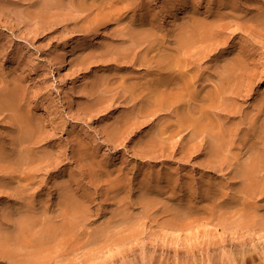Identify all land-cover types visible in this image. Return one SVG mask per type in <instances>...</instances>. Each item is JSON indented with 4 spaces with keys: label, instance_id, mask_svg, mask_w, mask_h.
<instances>
[{
    "label": "rangeland",
    "instance_id": "obj_1",
    "mask_svg": "<svg viewBox=\"0 0 264 264\" xmlns=\"http://www.w3.org/2000/svg\"><path fill=\"white\" fill-rule=\"evenodd\" d=\"M11 1L12 0H8V3L7 0H0V2H3V4L0 3V87L3 89L2 86L6 88V85L7 87L19 85L22 101L26 105L25 107L30 108L33 116L36 115L35 117H39L41 121L39 122V128L41 129H39L40 137L36 144H34L35 146H33V149L36 153H48L51 151L48 153L50 154L49 156H51L50 159H47L45 164L43 163V165H40L38 168L35 167L37 174H35L36 179L33 180V186L29 185L30 187H27L28 191L26 190V193H24L28 195L32 193L33 195L31 194L32 197L30 196V198L28 195H25V198L27 197L29 200H33L34 198V202L30 201L36 204L35 208L37 209V213H41L39 212L41 208L43 209L44 207H47L46 214L49 218H45L48 220L51 219L47 224L51 223L53 221L52 218H56L61 211L58 205L60 201L58 200L60 193L58 186L60 183H64L66 188L67 186L69 187V189L67 188L69 191L71 189V193H76L80 198L81 196H84V194H87L90 195L91 199L89 202L90 207L88 206L89 208H86V210L82 212L83 217H81L80 221H83V223L79 222L80 225H78V228H75L76 232H73L75 236L74 240L72 239V244L67 247V250H64L65 252L62 250V252H60L62 254L60 255L59 253L60 257H55L51 264H85L91 259L90 257H93V255L97 254V251L100 250V243L104 244L107 242V240H104L106 239L104 237L97 236L94 238V236L97 235L96 232L100 231V227H106L107 229L109 226H112L109 229L111 231L113 230V233H115L114 235L118 236L120 230H123L119 233L120 236H122L124 232L127 233H125L126 235L131 234L132 232L131 238L134 236L133 239L137 240L135 244L124 246L123 250L118 251L116 254L113 253L115 254V257L111 261L104 262L103 260L105 259H103L99 261V264L101 261H103L101 264H240L238 259L241 256H239L240 254L237 256V253H239L237 247L243 243L249 245L252 240L259 239L264 235V229H262L264 227H260L262 226V221L259 220V222H257L258 216L262 218L264 212V173L259 174L260 176L258 175L259 181L262 182L260 189L262 191H258L254 197L249 198L248 200L244 197L245 194L242 192L245 188V184H243L242 170L243 162L245 161L243 153L245 152V149L251 145V139L254 138L253 134H255V132L252 130L254 128L257 130V127L258 129L264 127V124H262L264 122V113H262L263 115L261 114L262 120L259 117L262 112L261 109L264 106V26H262V24H264V17L263 14H259L260 11H256V3L257 8L260 6V8L263 7L262 9H264V0H143L148 4L142 6L144 8H141V3H143V5L145 4L143 1L140 3L138 0H135V4L132 2V5H134L135 8L132 7L133 10H130L129 13L127 12L128 15L130 13V15H132L129 20L130 24L135 23L136 25H139L140 23L139 21L142 18V12H144L142 11L143 9L147 8L148 13L151 15L155 12V16H149L150 19L152 17L151 23H153L154 26L153 24H150V26L147 25L149 26L148 29L151 28L149 32L150 35L152 34V37H154L152 40H158H156L157 42L155 41L154 46H152L154 48L162 46L160 48L167 50H170L175 46H171L172 43L174 44L173 38L175 37H173L172 34L175 33L174 35H176L177 32H184L188 27L187 31L189 32H186L194 37L195 42H192L193 45L197 43L198 40L194 35L193 29L196 24L195 21L199 18L201 19L200 21L203 19H205L203 21L206 22L214 21L215 25H218L219 22L221 23L219 20L225 18L223 21L224 24H226L225 29H223L217 37L209 40L210 45L207 43L208 41L203 43L204 45L201 44V41H198V43L194 45L195 47H192L194 49L191 48V51L193 50V53L195 52V57L193 58H195L196 62L199 61L195 64L196 68L199 67L200 70V82L207 85L206 90L202 92L203 95L207 90H215V87L218 84L217 75L220 70L222 71L223 69L230 68L229 64L231 61L232 64L235 62L234 59L238 55L237 53L239 52L237 51L239 49L241 50L242 48V52L239 50L240 54L247 52L248 56H252H249L250 58L248 56L245 57H248L246 60L250 63L246 60L244 62L246 64L243 68L245 71H242L243 73L245 72V79L242 76V82L241 79L239 80L241 83H239V90L236 89V85H238L237 83L239 81L236 79L237 77L235 74L230 81L231 83L229 86L231 85V88L236 89L237 94L239 95H229L231 97L228 98V104L230 103L229 106L231 107L229 108V111L232 113L229 112V115L227 114L228 116L223 115L221 118L218 117L222 122L225 120L226 128L222 130V134H219L218 128L216 126L212 127V130L213 128L214 130L211 133L215 136V138L212 139L206 135H204V137H197L194 135L198 114L193 108V103H196V100L192 98L191 101L193 102L190 101L188 103V105L191 104L190 107L183 105V107L180 108V111H174V109L170 108H165L164 111L163 109H161L162 111H157L150 107L151 109L148 110L146 114L147 118L144 116L141 118L139 117V119L136 120V123L134 119H132L134 123L130 127L124 126V128L121 125L130 114H135V107L139 106L138 104L134 105V101L126 102L124 100L126 95L124 94V88H122L123 85L121 84L123 77L132 75L130 72L137 70V67L134 68L136 65L130 66L126 64L125 66L120 64L122 63L121 61H119V63H117V61L116 63L113 61L110 62L105 56L100 57L99 55L102 50H105L106 52L107 47L109 49V47L112 48L113 45L117 46L115 44H118L119 47L121 41L119 33L124 28L131 26L126 23L129 19L127 14L121 16L119 20L111 21L112 23H110L107 18L109 9L101 8V17L105 16L103 17V19L106 18L104 19L105 22L101 21L99 23L101 25H99L100 27H94L90 32H86L85 30L83 31L82 28L85 25L87 27L90 26L94 14L91 15L92 17H84V15H80L81 17L78 19L79 21L77 20L78 24L73 21H71V23H61V20H57L55 23L54 21H44L41 23L40 20L37 21L33 18V15L36 14L35 9L37 5L33 6L31 4V9H29L26 1ZM14 1L17 3L14 4ZM68 1L69 0H65V3ZM148 1L151 3H148ZM137 2L138 4L136 5ZM13 4L16 7H14ZM162 4H164V7ZM229 4L230 6L231 4L232 6L236 4L238 8L236 6H233L234 8L231 7L233 10L232 12ZM19 5H23L25 8H22V6L19 7ZM20 8H22L21 12ZM220 9H228L230 16L227 10L222 13L223 10ZM150 10L154 12H151ZM219 10V15L223 14L226 17L221 15L223 17L222 19L220 16L216 15ZM215 11L217 13H215ZM23 13H25V16H23ZM157 13L160 17L157 16ZM30 15L31 17H29ZM153 16L157 19L153 20ZM195 16L199 17L196 18ZM203 16L204 18H202ZM215 16L218 18L217 23V19L214 18ZM259 16L262 19H260ZM89 17L90 20H88ZM256 17H258L259 20ZM161 18H163V20H161ZM168 18H171L169 21H172L169 22ZM212 18L216 20H210ZM191 19L193 20L192 22L195 23L194 25L190 22ZM260 20H263V22ZM257 21L260 24L259 26ZM160 22L162 23L159 24ZM39 24L42 25L39 26ZM75 24L77 26H75ZM178 24L180 26L182 24V28H180ZM12 25H14L17 30L12 28ZM190 25H193V27ZM74 26L78 28H75ZM157 26L161 28L158 29ZM134 27L136 28L137 26ZM134 27L133 29H135ZM155 27H157V29ZM176 28L178 30L174 31ZM97 30H99L97 37H94L93 39L92 33L94 35ZM159 30L162 32H158ZM117 35H119L118 38ZM110 41L115 42L111 43ZM202 45L204 46L203 49H201ZM165 46H168V48ZM198 46L201 47L199 48ZM158 48L155 50L156 52H158ZM94 49H99V54L96 52L97 50L95 51ZM59 50H65L66 53L68 52L64 56V64L60 62L58 57V54L61 52ZM92 50L95 51L99 57L95 58L92 56L94 55ZM103 51L101 53H103ZM91 52H93V54H91ZM200 53L204 59L202 58L200 60L202 57ZM90 54L91 56H89ZM141 54L142 52L140 55ZM152 54H154V52ZM229 58H232L231 61H228ZM224 63L226 64L224 65ZM54 64L57 65L58 68H54ZM109 64L116 65V68L114 67V69L119 73H115L116 70L114 69L115 72H112L113 66L110 68L108 67ZM197 64L200 65L198 66ZM226 65L228 68H226ZM132 66H134L132 68L133 70L130 69ZM123 71L126 73H123ZM195 71L196 70H193L192 72ZM110 72L114 74L112 76L113 78L111 77L113 80L110 79L113 81L112 84L111 81L109 82L107 79L108 76L112 75ZM103 73L105 75H103ZM141 73H144L143 75L150 74L147 72L145 73L144 71H141ZM100 77L103 78L101 79ZM154 77V75H150L151 79ZM95 78L98 80L96 81ZM114 78L116 80H114ZM206 78L209 80L205 81ZM13 79H15V81ZM93 79L95 80L96 85H94L95 82L92 81ZM12 81L14 83H12ZM100 82L104 83H101V85L99 84ZM245 87L248 92H246L247 90H245ZM89 88L92 90L90 91ZM95 88L99 90L96 91ZM102 90L104 93L106 92V94H103ZM92 92H94V95ZM98 92L103 94L102 96L105 98L100 97L101 94ZM243 93H247V97ZM94 100H97L95 101L97 105H95L96 103H94ZM262 101L263 103H261ZM129 102L130 104L133 103L130 105ZM127 103L129 105H127ZM261 104H263V106ZM91 105L92 107H90ZM185 108L186 111L184 110ZM256 108L260 111L256 110ZM132 109L134 113L132 112ZM183 111L184 114L187 112L189 115L186 114L187 117L185 120H179L181 119ZM2 115L4 114L0 113V139L1 142L5 144L3 145L8 148V144H10V141L8 142V140H10V135H12V132H10L12 131V126H10V124L8 125V118L5 119V115ZM250 117H252V120ZM144 118L147 123L144 121ZM118 119L119 121L117 124L116 121ZM246 121L249 122L247 123ZM251 123L254 124V127H249L248 124L251 125ZM255 123H257V126ZM120 125L122 129L120 128ZM175 125H177V128ZM178 127L182 128L178 129ZM110 128H113V130L116 129L114 130L116 133ZM244 129L248 132L245 130L246 133ZM244 132L249 134L247 135L248 137ZM155 133L158 134V136L160 135L161 138H165L161 139ZM228 133L231 134V137ZM152 134H155V136ZM202 137L203 139H206L203 141ZM161 142L162 144H160ZM152 143L154 145H151ZM215 143V146H220L219 149L222 151L219 153V156L218 154L214 155L212 146ZM243 144L245 146H243ZM227 148L229 150H227ZM207 151L208 153H205ZM226 154L228 155L226 156ZM216 158L220 159L216 160ZM222 158L224 159L222 160ZM238 171L240 173H238ZM240 174H242V176H240ZM3 178L4 177H1L0 179ZM168 179L169 181H167ZM173 179L174 182H172ZM4 180L6 182V177L3 181ZM1 182L2 181H0V184ZM1 190L2 189L0 188V191ZM153 192V196L156 195L154 196L156 198L153 196V198L151 197ZM0 193V222H4L5 219L11 216V214L16 216L18 214H15L16 212H19L17 216L24 217V215L21 214H24L26 211L23 212L21 208L23 210L24 208L18 203L21 199L20 196L9 197L12 194L5 193V191L4 194H2L3 191ZM148 197L150 198L148 199ZM150 199H152V201ZM160 200L164 201L163 205ZM140 201L144 203H141ZM146 201H149L150 203L152 202L153 205L157 201V205L155 204L154 206L156 207H151L148 202V207ZM14 204L21 206L16 207L17 209L19 208L22 213L19 210L15 211L16 207ZM142 204H146L145 206L147 207H145V210H148L149 208L150 211L146 210L147 212H145ZM229 204L232 208H230L231 206ZM170 205H174L173 207L176 208L175 210H178V212H181V209H183L181 213H184V215H181L180 212L173 211L174 208L172 207L170 209ZM249 205L252 206L251 209ZM254 205L256 206L255 208ZM242 206L243 211L241 209ZM186 207H190L191 210ZM219 207L223 208V210L221 208L219 209ZM152 208L155 212L158 210L157 212L159 213H156L159 215L156 214L157 216H154V210ZM168 208L173 212H170V210L168 211ZM10 209L13 210V213H10ZM204 209L206 210L204 213L205 218L210 219L212 222L210 224L198 223L200 218H204V216L202 217L203 214H201L202 210L204 212ZM185 210L188 213H185ZM193 210L195 211V214L198 213V216L194 214L195 219L194 215H191L192 212L194 213ZM36 211L35 214H37ZM196 211L198 212L196 213ZM219 211L221 213H219ZM247 211L253 213L252 216H250V214H245L248 213ZM7 213L10 215L8 216ZM35 214H33L31 219L29 218L30 221L37 223H34L37 229L45 227L43 225L45 222L39 219L40 217H37ZM166 214L168 215L166 216ZM172 214L176 215L172 216ZM224 214L226 217L223 216ZM213 215L215 216L213 217ZM253 215L257 216L253 217ZM86 216L88 218H85ZM175 216L176 218H174ZM162 217L164 218L163 220ZM220 217H224L223 221L222 218L219 219ZM183 218L185 219L183 220ZM170 221L176 222L180 228H172L167 224ZM184 222L189 224L194 223V225L183 227ZM122 226L129 231V233L124 231ZM132 228L133 230L137 229L138 232L137 230L132 231ZM133 232L135 235H133ZM124 235L122 237H124ZM91 237L93 239H91ZM97 242L99 243L98 245ZM95 246H98V249L97 247L94 249ZM77 247L79 249H77ZM90 250H94V252L92 251L93 255L90 253L88 256V253L91 252ZM255 255H257L255 256L256 258H254V261H256L255 263L261 264L264 259V254L258 253ZM231 257L238 258L237 260L233 258L234 261H232ZM84 258H87V260ZM1 264L8 263L4 261L1 262Z\"/></svg>",
    "mask_w": 264,
    "mask_h": 264
},
{
    "label": "bare ground",
    "instance_id": "obj_2",
    "mask_svg": "<svg viewBox=\"0 0 264 264\" xmlns=\"http://www.w3.org/2000/svg\"><path fill=\"white\" fill-rule=\"evenodd\" d=\"M6 1V0H5ZM13 1V0H12ZM11 1V2H12ZM21 1V0H19ZM23 1H26L28 4L27 6H29V9L30 8V5L32 4L33 6L37 5L36 7V14L33 15V18L36 19L37 21L40 20V22H44V21H49V22H53L55 23V21L57 20H61V23L62 22H65V23H68L71 21L75 22L76 24H78L77 20L80 19V17L82 15H84V17L86 16H91L94 14V18H92V22L90 24L89 27H86L84 26L82 29L83 31L85 30L86 32H90L94 27H98L100 24L101 21H104V18L105 16H102L101 17V12H102V9L104 8H108L109 9V12H108V15H107V18H108V21H110V23H112L111 21H116V20H119V18L121 16H124V14L126 15L127 12L129 13L130 10H133L132 7H134V5H132V2L135 4V0H69L68 2L65 3V0H23ZM22 1V2H23ZM135 1V2H134ZM143 0H138V2H142ZM147 1V0H146ZM168 1V0H167ZM4 2V1H3ZM3 2H0L3 4ZM8 2V0H7ZM10 2V3H11ZM138 2L136 3V5L138 4ZM144 2V1H143ZM150 1H148L149 3ZM163 2V1H162ZM223 2V1H222ZM9 3V2H8ZM17 3L14 1V4ZM145 3V2H144ZM151 3V2H150ZM256 3V1H255ZM259 3V2H258ZM6 4V3H4ZM12 4V3H11ZM13 4V6H14ZM23 4V3H21ZM141 8H144L142 6H145L147 3H145L143 5V3H141ZM222 4V3H221ZM233 4V3H232ZM233 6H236L233 5ZM261 4V3H260ZM7 5V4H6ZM10 5V4H9ZM148 5V4H147ZM150 5V4H149ZM163 7H164V4H162ZM263 5V4H262ZM4 6V5H2ZM18 6V5H17ZM22 6V8H25V6L23 5H19V7ZM222 6V5H221ZM225 6V5H224ZM16 7V6H14ZM149 7V6H148ZM162 7V8H163ZM166 7V6H165ZM237 7V6H236ZM235 7V8H236ZM259 8H257V3H256V11H260L259 14H263V17H264V9L260 8V6H258ZM2 8V7H1ZM4 8V7H3ZM18 8V7H17ZM20 8V12H21V9ZM28 8V7H27ZM35 8V7H34ZM102 8V9H101ZM135 8V7H134ZM217 8V7H216ZM234 8V7H233ZM238 8V7H237ZM11 9V8H10ZM19 9V8H18ZM213 9V8H212ZM141 10V9H139ZM138 10V11H139ZM149 10V9H148ZM211 10V9H210ZM220 10H223V9H220ZM220 10L218 12V16H220L222 19L224 17H226L225 15L220 14ZM225 10L228 11L229 13V10L228 9H224L222 13L225 12ZM232 10V8L230 9ZM31 11V10H30ZM107 11V10H106ZM142 11V18L141 20L138 22L139 25H136L135 23H132L130 24L129 20H130V16L132 15H128V22L126 21V23L131 26H129L128 28H124L120 33L119 35H117V38L118 36L120 37L121 41H120V45L118 47V44H115L117 46H114L115 48H111L108 47L106 48V52L105 50L103 51V53H101L102 51H100L99 49H94L98 54H99V51H100V57L102 56H105L106 59L108 61H113L116 63H119V61H121L122 63L120 64H123V65H136L135 67L132 66L130 69H132L133 67L136 68L137 67V70H133L131 71L130 73H132V75H129V76H124L123 77V81H122V85L121 87L124 88V95L125 97V101H134V105L138 104L139 106L135 107V114H130L129 117L125 120L124 123H122L121 125L124 127H130L131 125H133V120L135 121L136 123V120L139 119V117H146V114H147V111L150 110L151 108L156 109L157 111L160 110L162 111L161 109H164L165 108H170V109H174V111H177L179 110L180 111V108L183 107V105H186L190 107V105H188V103L191 101V98L196 100V103H193L194 106V110L196 111V113L198 114L197 116V120H196V131H195V134L197 137L199 136H203L206 135V136H209L211 139L212 138H215V136L211 133L213 130H212V127L216 126L218 128V131H219V134L221 133L222 134V130H224L226 127H225V120H223L224 122H222L219 118H221V116H225L227 115L230 111H229V108H231L229 105L230 103L228 104L229 102V95L232 94V95H239L237 94V90L239 85L241 84L240 83V79H241V82H242V76L243 78L245 79L244 77V73L243 71H245V69H243L246 64L244 63L245 60L251 56V55H247V52H243L244 53H241L240 54V51L242 52V48L241 50L237 51L239 53H237L236 57H235V62L232 64L231 62V59L228 61H231L230 65L229 64V69H223L222 71L220 70L219 74L217 75L218 76V84L216 85L215 87V90H207L205 92V94L203 95L202 92L206 90L207 88V85L203 84L202 82H200V70H199V67L196 68V60L193 53V50L191 51V48L192 47H195L194 45L198 43V41H201V44L203 43H207L209 44V40L212 39V38H215L219 35V33L225 29L226 27V24H224V20H219L221 21V23L219 22V24L215 25V22H206V21H203L205 19H203L202 21H200L201 19L199 18L198 20H194L196 22V24L194 22H192L193 20L191 19L190 22L193 23V25L195 24V27H194V35L196 36V39L198 40L197 43H195L193 45L192 42H195L194 40V37L192 35H189L187 32V29L189 28L187 25L188 28H186V31L184 32H177L176 35H174L175 33H173V42L174 44L172 43V47L173 45H175L173 48H171L170 50H167V49H162L160 47L158 48V52H156L155 50L157 48H154V44H155V41L157 39H154L152 40V34L150 35V29H148V27L150 26V24H153L151 23L152 22V17L150 19V13H148L147 11V8L146 9H143ZM151 11V10H150ZM218 11V9H217ZM25 12V10H24ZM27 12V11H26ZM32 12H33V9H32ZM31 12V14H32ZM140 12V11H139ZM151 12H154V11H151ZM210 12V11H209ZM233 12V10H232ZM235 12V10H234ZM244 12V11H243ZM28 13V12H27ZM155 13V12H154ZM154 13L152 15H154ZM208 13V12H206ZM215 13H217L215 11ZM227 13V14H228ZM25 16V13H23ZM105 14V13H104ZM139 14V13H138ZM209 14V13H208ZM226 14V15H227ZM233 14V13H232ZM231 14V15H232ZM258 14V15H259ZM21 15V13H20ZM81 15V16H80ZM151 15V16H152ZM156 15V14H155ZM154 15V16H155ZM22 16V17H23ZM137 16V15H136ZM139 16V15H138ZM153 16V20L154 19H157V18H154ZM157 16H158V13H157ZM229 16H230V13H229ZM257 16V15H256ZM28 17V16H27ZM27 17H24V18H27ZM31 17V15L29 16ZM28 17V18H29ZM92 17V16H91ZM160 17V16H158ZM168 17V16H167ZM166 17V18H167ZM170 17V16H169ZM194 17V16H193ZM196 17V16H195ZM199 17V16H197ZM196 17V18H197ZM138 18V17H136ZM140 18V17H139ZM195 18V19H196ZM204 18V16L202 17ZM207 18V17H206ZM216 18V19H214ZM214 18L210 19V20H216V23L218 22V18L215 16ZM258 20L260 18L256 17ZM133 19V17H132ZM131 19V20H132ZM159 19V18H158ZM169 19L171 18H168V21ZM194 19V18H193ZM262 19V18H260ZM27 20V19H26ZM30 20V19H29ZM32 20V19H31ZM35 20V21H36ZM87 20V19H86ZM88 20H90V17L88 18ZM123 20V18H122ZM127 20V19H126ZM134 20V19H133ZM139 20V19H138ZM160 20V19H159ZM161 20H163V18H161ZM167 20V19H166ZM208 20V19H206ZM264 20V18H263ZM263 20H260L261 22H263ZM28 21V20H27ZM79 21V20H78ZM121 21V20H120ZM172 21V20H171ZM169 21V22H171ZM209 21V20H208ZM34 22V21H33ZM87 22V23H88ZM105 22V21H104ZM133 22V21H132ZM258 22V21H257ZM36 23V22H35ZM109 23V22H108ZM109 23V24H110ZM162 22H160L159 24H161ZM264 23V22H263ZM12 24V23H11ZM38 24V23H37ZM36 24V25H37ZM75 24V26H77ZM84 24V23H83ZM104 24V23H103ZM115 24V22H114ZM156 24V23H155ZM158 24V25H159ZM189 24V23H188ZM258 26L260 25L259 22L257 23ZM42 25V24H39V26ZM44 25V24H43ZM81 25V24H80ZM149 25V26H147ZM157 25V24H156ZM155 25V26H156ZM168 25V23H167ZM172 25V24H171ZM177 25V24H176ZM179 25V24H178ZM193 25L191 27H193ZM38 26V25H37ZM74 26V27H75ZM83 26V25H81ZM101 26V25H100ZM99 26V27H100ZM134 26H137L136 28ZM154 26V24H153ZM262 26H264V24H262ZM133 27L135 29H133ZM158 27V26H157ZM157 27H155L157 29ZM178 27V26H177ZM180 28H182V24L181 26L179 25ZM190 27V28H191ZM12 28H14L15 30L16 27L14 25H12ZM18 28V27H17ZM75 28H78V27H75ZM153 28V27H152ZM154 28V29H155ZM161 27H158V29H160ZM153 29V30H154ZM155 29V31L157 32V30ZM192 29V28H191ZM190 29V30H191ZM178 30L177 28L174 30L176 31ZM82 31V32H83ZM99 30H97V32L93 35L92 33V36H93V39L94 37H97V33H98ZM120 31V30H119ZM180 31V30H179ZM158 32H162L161 30H159ZM85 33V32H84ZM115 33V32H114ZM88 35V34H87ZM160 36V35H158ZM92 39V38H91ZM194 40V41H193ZM92 41V40H91ZM94 41V40H93ZM116 41V40H115ZM114 41V42H115ZM158 41V40H157ZM156 41V42H157ZM225 41V40H224ZM224 41H221V42H224ZM111 43H114L112 41H110ZM118 42V41H116ZM108 43V42H107ZM119 43V42H118ZM158 44V43H157ZM200 44V45H201ZM112 45V44H111ZM153 45V46H152ZM204 45V44H203ZM202 45V48L203 49V46ZM210 45V44H209ZM108 46V45H107ZM156 46V45H155ZM169 46V44H168ZM168 46H165L166 48H168ZM206 46V45H205ZM208 46V45H207ZM212 46V44H211ZM95 47V46H94ZM199 47V46H198ZM197 47V48H198ZM201 47V46H200ZM199 47V48H200ZM209 47V46H208ZM207 47V48H208ZM49 48V47H48ZM170 48V47H169ZM50 49V48H49ZM194 49V48H192ZM244 49V48H243ZM99 50V51H98ZM205 50V48H204ZM208 50V49H207ZM61 51L60 54H58V57L60 59V62L61 63H65V58L64 56L68 53L65 52V50H59ZM93 51V50H92ZM94 52V56L95 58L99 57L97 56L96 52ZM142 52V54L140 55V53ZM196 51V50H195ZM246 51V49H245ZM93 52H91V54H93ZM154 52V54H152ZM156 52V53H155ZM202 53V52H201ZM200 53V55H201ZM91 54L89 56H91ZM139 54V55H138ZM152 54V55H151ZM199 54V53H198ZM204 55V53H203ZM202 56V55H201ZM200 56V57H201ZM235 56V54H234ZM233 56V57H234ZM246 56H248L247 58H245ZM206 57V55H205ZM252 57V56H251ZM104 58V57H103ZM102 58V59H103ZM197 58V57H196ZM204 59V57L202 56L200 58L201 59ZM250 58V57H249ZM90 59V58H89ZM99 59V58H98ZM105 59V60H106ZM253 59V58H251ZM82 60V59H81ZM84 60V59H83ZM97 60V59H95ZM198 60H199V56H198ZM90 61V60H88ZM98 61V60H97ZM102 61V60H101ZM248 61V60H246ZM87 62V61H86ZM104 62V61H103ZM109 62V63H110ZM112 62V63H113ZM224 62V61H223ZM226 62V61H225ZM249 62V61H248ZM101 63V62H100ZM247 63V62H246ZM250 63V62H249ZM80 64V62H79ZM85 64V62H84ZM114 64V63H113ZM223 64V63H222ZM226 63H224L225 65ZM248 64V63H247ZM82 65V64H81ZM91 65V64H90ZM106 65V64H105ZM125 65V66H126ZM198 65V64H197ZM200 65V64H199ZM198 65V66H199ZM112 67V70L114 69V65H108V67L111 68ZM227 66V65H226ZM225 66V67H226ZM54 68H58L57 65L54 64L53 66ZM118 67V66H117ZM222 67V66H221ZM116 68V67H115ZM196 68V69H195ZM224 68V66H223ZM228 68V66L226 67ZM126 69V68H125ZM222 69V68H221ZM116 70V69H114ZM112 71V72H115V71ZM121 70V68H120ZM124 70V69H123ZM193 70H196L195 72H192ZM243 70V71H242ZM109 71V70H108ZM111 71V70H110ZM119 71V70H118ZM128 71V70H126ZM141 71H144L145 73H150V74H145L143 75L141 73ZM107 72V71H105ZM110 72L112 75L108 76L107 79L108 81L110 82L111 81V84L113 83V73ZM125 71H123L124 73ZM115 73H119L116 72ZM126 73V72H125ZM243 73V75H242ZM235 74V76L237 77L236 79L239 81L236 85V89H233L231 88V85L229 86V84L231 83V79L233 78V75ZM103 75H105L103 73ZM102 75V76H103ZM150 75H154L155 77L153 79L150 78ZM167 75V76H165ZM247 75V74H246ZM216 76V77H217ZM105 77V76H104ZM112 77V78H111ZM248 77V76H247ZM246 77V78H247ZM97 78V77H96ZM95 78V79H96ZM99 78V76H98ZM101 78V77H100ZM103 78V77H102ZM101 78V79H102ZM118 78V77H117ZM112 79V80H110ZM243 79V80H244ZM15 81V79H13ZM98 79H96L97 81ZM114 80H116L114 78ZM206 80H209V79H205ZM92 81L95 82V80L93 79ZM108 81H106L108 83ZM233 81V80H232ZM247 81V79H246ZM245 81V82H246ZM99 82V81H98ZM97 82V83H98ZM105 82V83H106ZM235 82V81H233ZM12 83H14L12 81ZM92 83V82H91ZM102 82H100L99 84H101ZM104 83V82H103ZM102 83V84H103ZM236 83V82H235ZM240 83V84H239ZM93 84V83H92ZM101 84V85H102ZM110 84V83H108ZM216 84V83H214ZM247 84V83H246ZM245 84V85H246ZM11 85V84H10ZM96 85V82L95 84ZM234 85V84H233ZM90 86V85H89ZM100 86V85H99ZM108 86V85H107ZM110 86V85H109ZM248 86V85H247ZM103 87V86H102ZM242 87V86H241ZM2 88L4 89H1L0 87V113L4 114L2 116H4L5 119L8 118L9 122H8V125L10 124L11 129L12 131V135H10V140H8V142L10 141V144H8V148L7 146H4L5 144L3 142H1V139H0V176L1 177H6V182L5 180L3 181V179H0L1 184H0V188L2 189L0 192L3 191L2 194H4V191L5 193H9V194H12L11 196L9 197H12V196H20V199L18 203H20V205H22V207L24 208V210L21 208V210L23 212H25L24 214L22 213V211H20V209L16 206L18 205H15V211L19 210L22 214L21 215H24V217H20V216H17L19 214V212H14L15 214H17L16 216L11 214V216H9L10 214H8V218L5 219L4 222H0V264L1 262H7L8 264H51L52 260H54L55 257H60L59 256V253L62 252V250H67V247H69L70 244H72V241L74 240V231H75V228L77 227L78 228V225L79 222L80 223H83V221L81 222V217H83L82 215V212L86 210V208H89L90 207V204L89 202L91 201L90 199V195H87V194H84V196H81V198L76 194V193H71V189L70 191L68 190L69 187L65 186V184H59L58 188L60 190V193H59V197H58V200L59 203V207L61 209L60 213L56 216V218H52V222L51 223H48L49 220L51 219H46V218H49L46 214V211H47V207H44L43 209L41 208V210H39V212L41 213H37V209L35 208V205L33 202H31L29 200L30 196L32 193H30L29 195L28 194H24L26 193V190L28 191V186L32 185L33 186V180L36 179V171H35V167H39L40 165H43V163L45 164V161L48 159H50L51 156H49L50 152H42V153H39L36 151H34L33 149V146H35L34 144H36V142L38 141L39 137H40V133H39V122L40 119L39 117H35L33 116V114L31 113V109L30 108H26L25 104L23 103L22 101V97H21V93H20V88H19V85L17 86H8L6 85V88H4L2 86ZM90 89V88H89ZM96 91L99 90L97 88H95ZM213 89V88H212ZM244 89V87H243ZM92 89H90L91 91ZM103 90L105 91V89L103 88ZM102 90V93L103 94H106V92L104 93V91ZM107 90V89H106ZM123 90V89H122ZM245 90L246 87H245ZM95 91V90H94ZM241 91V90H240ZM244 91V90H243ZM123 92V91H122ZM248 92V90L246 91ZM91 93V92H90ZM93 95H94V92H92ZM96 93V92H95ZM100 93V92H98ZM240 93V92H239ZM245 93V92H244ZM243 93V94H244ZM97 94V93H96ZM101 94V93H100ZM98 94V95H100ZM103 94H101L100 97H104L102 96ZM97 95V96H98ZM121 95V96H122ZM246 95L247 97V93L244 94ZM243 95V96H244ZM96 96V97H97ZM194 97V98H193ZM233 97V96H232ZM235 97V96H234ZM24 98V97H23ZM105 98V97H104ZM231 98V97H230ZM245 98V96H244ZM92 99V98H91ZM95 99V98H94ZM99 99V97H98ZM97 99V100H98ZM101 99V98H100ZM264 99V98H263ZM261 99V100H263ZM24 100V99H23ZM97 100H94V103H96L95 101ZM106 100V99H105ZM104 101V100H102ZM193 102V101H191ZM91 103V102H90ZM131 103V104H132ZM263 103V101L261 102ZM89 104V103H88ZM93 104V103H92ZM99 104V102H98ZM101 104V102H100ZM130 104V102H129ZM127 103V105H129ZM130 104V105H131ZM264 104V103H263ZM263 104H261L263 106ZM90 105V104H89ZM88 105V106H89ZM94 105V104H93ZM97 105V103L95 104ZM103 105V104H102ZM101 106V105H100ZM257 106V104H256ZM261 106V107H262ZM92 107V105L90 106ZM151 107V108H150ZM132 108V106H131ZM136 108H137V111H136ZM192 108V107H191ZM169 109V110H170ZM183 109V108H182ZM255 109V108H254ZM186 111V108L184 109ZM232 110V109H231ZM256 110H259L258 108H256ZM127 111V110H126ZM125 111V112H126ZM167 111V110H166ZM192 111V110H191ZM255 111V110H254ZM260 111V110H259ZM261 113H260V118L262 117V113H264V106L262 107L261 109ZM131 112V111H130ZM129 112V113H130ZM132 112H133V109H132ZM133 112V113H134ZM170 112H173V111H170ZM176 113V112H175ZM193 113V112H191ZM232 113V112H230ZM253 113V112H252ZM124 114V112H123ZM186 114L187 112H185L184 114V111H183V114L181 116V119L179 120H185L186 119ZM217 114V115H216ZM220 114V115H219ZM248 114V113H247ZM246 114V115H247ZM250 114V113H249ZM262 114V115H261ZM189 115V114H187ZM229 115V114H228ZM227 115V116H228ZM231 115V114H230ZM253 115V114H251ZM256 115V114H255ZM259 115V113H258ZM121 116V115H120ZM257 116V115H256ZM134 117V118H133ZM177 117V116H176ZM180 117V116H179ZM190 117V116H189ZM196 117V116H195ZM219 117V118H218ZM247 117V116H246ZM147 118V117H146ZM224 118V117H223ZM258 118V116H257ZM259 118V119H260ZM121 119V118H119ZM119 119L116 121V123L118 124V121ZM143 119V118H142ZM141 119V120H142ZM225 119V118H224ZM248 119H249V116H248ZM250 119L252 120V117H250ZM7 120V121H8ZM146 119L144 118V121ZM188 120V119H187ZM190 120V119H189ZM193 120V119H192ZM195 120V118H194ZM193 120V121H194ZM262 120V118H261ZM140 121V120H139ZM143 121V120H142ZM177 121V120H176ZM254 121V120H253ZM258 121V120H256ZM255 121V122H256ZM146 122V121H145ZM247 122V121H246ZM245 122V123H246ZM249 122V121H248ZM247 122V123H248ZM147 123V122H146ZM145 123V124H146ZM176 123V122H175ZM180 123V122H178ZM188 123V122H187ZM194 123V122H193ZM246 123V125H247ZM254 123V122H253ZM251 123L248 124L249 127H254V124ZM261 123V122H260ZM120 124V123H119ZM141 124V123H140ZM184 124V123H183ZM192 124V123H191ZM256 126H257V123H255ZM264 124V122L262 123ZM261 124V125H262ZM112 125V124H111ZM121 125H120V128H121ZM173 125V124H172ZM181 125V124H180ZM44 126V125H43ZM135 126V125H134ZM140 126V125H139ZM177 125H175L176 127ZM182 126V125H181ZM260 126V124H259ZM110 127V125H109ZM124 127V128H125ZM137 127V126H136ZM171 127V126H170ZM248 127V128H249ZM43 128V127H42ZM114 128V127H113ZM113 128H110L111 130H113ZM132 128V127H131ZM135 128V127H134ZM177 128V127H176ZM182 128V127H180ZM178 127V129H180ZM194 128V127H193ZM232 128V127H231ZM119 129V128H117ZM122 129V128H121ZM128 129V128H127ZM171 129V128H170ZM169 129V130H170ZM174 129V128H173ZM216 129V128H215ZM234 129V128H233ZM253 129V128H252ZM250 129V130H252ZM256 128H254L252 131L255 132V134H253L250 130V132L254 135V138H252V142H251V145L248 146L247 144V149H245V152L243 153V158H244V164H243V181L245 184V188L243 189V193L245 194L244 197H246V199L248 200L249 198H252L254 197L258 191H262L260 190L261 189V184L262 182L259 181V174L261 173H264V127H260L258 129L257 127V130H255ZM41 130V129H40ZM110 130V131H111ZM116 130V129H114ZM113 130V132H114ZM131 130V129H129ZM133 130V129H132ZM163 130V129H162ZM168 130V129H166ZM211 130V131H210ZM246 129H244L245 131ZM126 131V130H125ZM230 131V130H229ZM247 131V130H246ZM245 131V132H246ZM42 132V131H41ZM108 132V131H107ZM118 132V130H117ZM164 132V131H163ZM174 132V131H173ZM197 132V133H196ZM215 132V131H214ZM227 132V131H226ZM244 132V133H245ZM248 132V131H247ZM246 132V133H247ZM249 132V133H250ZM112 133V131H111ZM116 133V132H114ZM158 133V132H157ZM167 133V132H166ZM193 133V132H192ZM245 135H249V134H246ZM118 134V133H117ZM156 134V133H155ZM155 134H152L155 136ZM174 134V133H173ZM218 134V133H217ZM225 134V133H224ZM223 134V135H224ZM229 136L231 137V134L228 133ZM234 134V133H233ZM116 135V134H114ZM158 136V134H156ZM193 135V134H192ZM8 136V134H7ZM122 136V135H121ZM156 136V137H157ZM245 136V137H246ZM42 137V136H41ZM115 137V136H114ZM159 138L160 135L158 136ZM194 137V136H192ZM202 137V139H203ZM207 137V138H209ZM218 137V136H217ZM216 137V138H217ZM229 137V138H230ZM244 137V138H245ZM248 137V136H247ZM158 138V139H159ZM165 137L161 138V139H164ZM196 138V137H195ZM228 138V139H229ZM243 138V139H244ZM249 138V140H250ZM43 139V138H42ZM145 139V138H144ZM167 139V138H166ZM201 139V138H200ZM206 139V138H205ZM203 139V141L205 140ZM211 139H209L210 141H212ZM147 140V139H146ZM149 140V139H148ZM153 140V139H152ZM157 140V138H156ZM217 140V139H216ZM226 140V139H225ZM231 140V138H230ZM229 140V142H230ZM3 141V140H2ZM6 141V140H5ZM41 141V139H40ZM161 141V140H160ZM159 141V142H160ZM209 141V142H210ZM248 141V140H246ZM245 141V142H246ZM7 142V143H8ZM143 142V141H142ZM148 142V141H147ZM154 142V141H152ZM158 142V143H159ZM165 142V141H164ZM207 142V141H206ZM214 142V140H213ZM228 142V143H229ZM249 142V141H248ZM156 143V142H154ZM201 143V142H200ZM221 143V142H220ZM247 143V142H246ZM4 144V145H3ZM162 144V142L160 143ZM219 144V143H218ZM223 144V143H222ZM245 144V143H244ZM243 144V146H245ZM145 145V144H144ZM151 145H154L153 143ZM205 145V144H204ZM203 145V146H204ZM216 143L212 146L213 148V151H214V155L215 154H218V156L220 155L219 153L222 152L221 149H219L218 145L215 146ZM220 145V144H219ZM228 145V144H227ZM231 145V144H230ZM201 146V144H200ZM206 146V145H205ZM204 146V147H205ZM154 147V146H153ZM163 147V146H161ZM230 147V146H229ZM40 148V146H39ZM38 148V150H39ZM152 148V147H151ZM155 148V147H154ZM157 148V147H156ZM200 148V147H199ZM211 148V149H212ZM153 149V148H152ZM206 149V148H205ZM210 149V150H211ZM48 150V149H46ZM44 150V151H46ZM149 150V149H148ZM155 150V149H154ZM227 150H229L227 148ZM41 152V150H39ZM49 151V150H48ZM151 151V150H149ZM228 152V151H227ZM230 152H231V149H230ZM229 152V153H230ZM152 153V152H151ZM205 153H208L205 152ZM226 153V152H225ZM53 154V153H52ZM221 154H224V153H221ZM209 155V154H208ZM228 154H226L227 156ZM237 155V154H236ZM211 156V155H209ZM213 156V155H212ZM238 156V155H237ZM215 157V156H214ZM213 157V158H214ZM220 159V158H218ZM216 158V160H218ZM224 158H222L223 160ZM215 160V162H216ZM212 161V160H211ZM38 163V164H36ZM242 165V164H241ZM241 167V166H240ZM240 170V169H239ZM35 172V173H34ZM38 173V172H37ZM238 173H240L238 171ZM237 173V174H238ZM36 174V175H35ZM109 174V173H108ZM111 174V173H110ZM4 175V176H2ZM7 175V176H6ZM259 175V176H258ZM263 175V174H262ZM238 176V175H237ZM240 176H242V174H240ZM239 176V178L241 179V177ZM0 177V178H1ZM114 180V179H113ZM171 180V179H170ZM177 180V179H176ZM242 180V179H241ZM240 180V181H241ZM262 180V179H261ZM169 181V179L167 180ZM35 182V181H34ZM171 182V181H170ZM174 182V179L173 181ZM120 183V182H119ZM242 183V181H241ZM242 184V185H243ZM29 186V187H30ZM244 187V186H243ZM242 187V188H243ZM241 188V189H242ZM64 190V191H63ZM192 191V190H190ZM34 193V192H33ZM158 194H160L159 192H157ZM261 193V192H260ZM259 193V194H260ZM1 194V193H0ZM154 192L151 194V197L153 196ZM25 195H28L29 198L27 199V197L25 198ZM33 195V194H32ZM83 195V194H82ZM243 195V194H242ZM147 196V195H146ZM150 196V195H149ZM156 196V195H154ZM153 196V197H154ZM158 196V195H157ZM261 196V194H260ZM259 196V197H260ZM264 196V195H263ZM25 199H24V198ZM32 197V196H31ZM144 197V196H143ZM152 197V198H153ZM161 197V196H160ZM244 197H241V198H244ZM145 198V197H144ZM150 197H148L149 199ZM156 198V197H154ZM15 199V198H14ZM147 199V200H148ZM258 199V198H257ZM261 199V198H260ZM152 201V199H150ZM157 200V199H156ZM246 200V201H247ZM18 201V200H17ZM143 201V200H142ZM140 201L141 203H144ZM161 201V200H160ZM159 201V202H160ZM253 201V200H252ZM2 202V201H1ZM147 202V201H146ZM145 202V203H146ZM149 202V201H148ZM147 202V205L150 203ZM155 202V201H154ZM157 202V201H156ZM155 202V204L157 205V203ZM191 202V201H190ZM189 202V203H190ZM254 202V201H253ZM258 202V201H257ZM162 205L164 204V201H161ZM188 203V204H189ZM89 204V205H88ZM154 204V205H155ZM251 204V202H250ZM4 205V204H3ZM7 205V204H6ZM46 205V204H45ZM146 205V204H145ZM142 204V206L144 207V211L147 212V211H150L149 208L148 210L146 211L145 210V206ZM151 207L154 206L152 204V202L150 203ZM190 205V204H189ZM214 205V204H213ZM230 205V204H229ZM9 206V205H8ZM89 206V207H88ZM168 206V205H167ZM174 206V205H173ZM173 206L170 205V209L171 207L174 208ZM188 206V205H186ZM231 206V205H230ZM246 206V205H245ZM18 207H21V206H18ZM149 207V205H148ZM156 207V206H154ZM153 207V208H154ZM169 207V206H168ZM213 207V206H211ZM216 207V206H215ZM214 207V208H215ZM222 207V206H221ZM219 207V209L221 208ZM229 207V206H228ZM250 209H251V205H249ZM256 206L254 205V208ZM258 207V206H257ZM4 208V207H3ZM152 208V209H153ZM166 208V207H165ZM182 208V207H181ZM185 208V207H184ZM187 209H190V207H186ZM210 208V207H208ZM207 208V209H208ZM232 208V206L230 207ZM245 208V207H244ZM253 208V209H254ZM264 208V207H263ZM13 209V208H12ZM10 209V213H13V210ZM27 209V210H26ZM59 209V208H58ZM151 209V208H150ZM155 209V208H154ZM153 209V210H154ZM158 209V208H157ZM167 209V208H166ZM168 208V211L170 210ZM176 208H174L173 211H177L178 210H175ZM180 209V208H178ZM186 209V210H187ZM223 210V208H221ZM226 209V208H225ZM242 211H243V206H242ZM249 209V208H248ZM257 209V208H256ZM262 209V208H261ZM12 210V211H11ZM164 210V209H163ZM162 210V212H163ZM184 211L185 213L187 211ZM191 210V209H190ZM189 210V211H190ZM35 211L37 214H35ZM59 211V210H58ZM152 211V210H151ZM158 210H156L157 212ZM170 210V212H173ZM183 211V209H181V212ZM194 211V210H193ZM225 211V210H224ZM245 211V210H244ZM257 211V210H256ZM255 211V212H256ZM264 211V210H263ZM56 212V211H55ZM88 212V211H86ZM143 212V213H145ZM155 210H154V216L159 213L157 212L156 213ZM165 212V211H164ZM169 212V213H170ZM174 212V213H175ZM180 212V211H179ZM178 212V213H179ZM180 212L181 215H184V213L182 214ZM198 211H196L197 213ZM206 210L204 209V212L202 210L201 214L202 217L204 216V218H200V220H198V223H205V224H210L212 223L210 221V219H207L205 218V213ZM208 212V211H207ZM210 212V211H209ZM214 212V211H213ZM229 212V211H228ZM248 212V211H247ZM261 212V210H260ZM5 213V212H4ZM58 213V212H57ZM85 213V212H84ZM90 213V211H89ZM149 213V212H148ZM153 213V212H152ZM168 213V214H169ZM188 213V212H187ZM191 213V212H190ZM219 213H221L219 211ZM226 213V212H225ZM241 213V212H240ZM244 213V212H243ZM26 214V216H25ZM33 214L37 215V217H40L39 219H41L43 222H45V224H43L45 227H42V228H36V226L34 225V223L32 221H30V219L33 217ZM56 214V213H55ZM86 214V213H85ZM84 214V215H85ZM166 214V216L168 215ZM177 214V213H176ZM174 214V215H176ZM194 215L195 214V211L194 213L192 212L191 215ZM200 214V213H199ZM200 214V215H201ZM245 214H250V216H252L253 213H245ZM150 215V214H149ZM159 215V214H157ZM156 215V216H157ZM172 214V216H174ZM179 215V214H178ZM177 215V216H178ZM180 215V217H181ZM187 215V214H186ZM185 215V217H186ZM189 215V214H188ZM198 216V213L195 214ZM195 215H194V219H195ZM216 215V214H215ZM213 215V217L215 216ZM220 215V214H219ZM227 215V214H226ZM243 215V214H242ZM241 215V216H242ZM259 215V214H258ZM261 215V214H260ZM7 216V215H6ZM5 216V217H6ZM88 216V215H87ZM85 217V218H88V217ZM153 216V217H154ZM161 216H164V215H161ZM171 216V218H172ZM225 216V214L223 215ZM246 216V215H245ZM254 216H257V215H253ZM28 217V218H27ZM46 217V218H45ZM55 217V216H54ZM170 217V216H169ZM226 217V216H225ZM30 218V219H29ZM150 218V217H149ZM152 218V217H151ZM176 218V216L174 217ZM197 218V217H196ZM222 217H220L219 219H221ZM224 218V217H223ZM223 218H222V221H223ZM248 218V217H247ZM257 218V217H256ZM255 218V219H256ZM261 217L258 216L257 218V222H259V220L262 221L260 227H264V212H263V216L261 219H259ZM29 219V220H28ZM38 219V218H37ZM164 218L162 217V220ZM170 219V218H169ZM185 218H183L184 220ZM263 219V220H262ZM127 220V219H126ZM158 220V219H157ZM171 220V219H170ZM173 220H178V219H173ZM182 220V218H181ZM226 220V219H225ZM250 220V219H249ZM254 220V219H253ZM169 221V220H168ZM86 222V221H85ZM84 222V223H85ZM256 222V220H255ZM39 223V222H38ZM87 223V222H86ZM196 223V222H195ZM253 223V221H252ZM37 224V223H35ZM169 224L172 228H175V229H179L180 226H178L176 224V222H173V221H170ZM108 225V224H107ZM111 225V224H110ZM192 226L194 225L193 224H189V223H185L183 224V227H189V226ZM109 226V225H108ZM112 226H109V228H111ZM127 227V226H126ZM105 228V229H104ZM109 228L106 229V227H100L99 230L100 231H97L96 232V236H94V238H96L97 236H100V237H104L106 239L104 240H107V242H105L104 244H101L100 243V247L97 251V254L93 255L92 254V251L94 252V250H90L91 252H87L88 253V256L89 254L91 253L93 255V257H90L88 259H90L89 261H87L85 264H99V261L100 260H103L104 262L105 261H111L114 257H115V254L120 251V250H123V247L124 246H127V245H133L136 243V240L137 239H133L135 235V233L133 232V237L131 238V234H128L126 235L127 233L124 232L123 235L124 237L120 236L119 233L123 230H120V232L118 233V236L117 235H114L115 233H113V230L111 231ZM222 228V227H220ZM122 229H124V227L122 226ZM223 229V228H222ZM264 229V228H262ZM77 230V229H76ZM79 230V229H78ZM130 230H131V227H130ZM137 230V229H136ZM136 230H133L132 228V231H136ZM80 231V230H79ZM124 231H127L126 229H124ZM76 232V231H75ZM78 232V231H77ZM129 233V231H127ZM138 232V230H137ZM80 233V232H79ZM78 233V234H79ZM77 234V233H75ZM122 234V233H121ZM80 235V234H79ZM137 235V234H136ZM78 236V235H77ZM80 237V236H79ZM78 237V238H79ZM99 238V237H98ZM73 239V240H72ZM91 239H93L91 237ZM127 239V240H126ZM76 240V239H75ZM98 240V239H97ZM101 240V238H100ZM99 240V241H100ZM181 240V239H180ZM51 241V242H50ZM179 241V240H178ZM77 242V241H76ZM75 244V243H74ZM99 243L97 242V245ZM93 245V244H92ZM91 245V246H92ZM95 245V244H94ZM74 246V245H73ZM90 246V245H89ZM72 247V246H71ZM93 247V246H92ZM92 247H89V248H92ZM98 249V246H95L94 249ZM77 249H79L77 247ZM239 253H237V256L238 254H240L239 256H241L238 260V262L241 264H257L255 263L256 261H254V258H256L255 254H258V253H261V254H264V235H262L259 239H254L250 242L249 245H247L246 243H243V244H240L238 247H237ZM75 250V248H74ZM65 252V251H64ZM96 252V251H95ZM86 253V254H87ZM115 253V254H113ZM62 253H60L61 255ZM121 254V253H120ZM119 254V255H120ZM85 255V254H84ZM83 255V256H84ZM90 255V256H92ZM262 256V255H261ZM85 257V256H84ZM87 257V256H86ZM236 257V256H235ZM107 258V259H106ZM232 258V257H231ZM230 258V260H231ZM234 258V257H233ZM232 258V261H234ZM238 258V257H237ZM237 258H234L237 260ZM264 258V256H263ZM78 259V258H77ZM83 259V257H82ZM81 259V260H82ZM85 260H87V258H84ZM259 259V258H258ZM76 260V259H75ZM235 260V262H236ZM262 260V259H261ZM101 261V262H103ZM100 262V264H101ZM83 263V262H81ZM262 263L264 264V259L262 260ZM261 263V264H262ZM64 264V263H63ZM66 264V263H65ZM72 264V263H71ZM80 264V263H79ZM103 264V263H102ZM260 264V263H259Z\"/></svg>",
    "mask_w": 264,
    "mask_h": 264
}]
</instances>
